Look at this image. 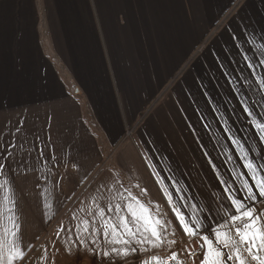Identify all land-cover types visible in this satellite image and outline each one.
Returning <instances> with one entry per match:
<instances>
[{
	"label": "crops",
	"instance_id": "obj_1",
	"mask_svg": "<svg viewBox=\"0 0 264 264\" xmlns=\"http://www.w3.org/2000/svg\"><path fill=\"white\" fill-rule=\"evenodd\" d=\"M249 47L257 56L264 52V0H0V129L24 119L42 138L48 133L62 161L37 164L36 171L14 179L24 244L34 246L67 215L60 227H74L98 185H111L113 176L151 202L153 212L158 205L175 228L168 237L175 244L145 257L169 262V254L189 242L163 194L167 185L164 190L179 201L167 177L174 175L177 187L185 189L186 216L193 204L201 217L209 215V207L223 215L219 182L203 153L211 154L224 179L235 170L228 155L239 161L205 92L214 104L231 98L226 107L235 106L236 113H227L228 123L244 129L241 137L251 135L229 91L231 76L222 74L227 70L240 78V86L257 88L264 67L255 77L243 68ZM252 99L260 100V94ZM257 140L246 147H258ZM153 173L164 178L162 184ZM85 184L88 192L74 199ZM56 234L53 262L96 264L86 250L66 252L71 233L61 232L59 239Z\"/></svg>",
	"mask_w": 264,
	"mask_h": 264
},
{
	"label": "snow or ice",
	"instance_id": "obj_2",
	"mask_svg": "<svg viewBox=\"0 0 264 264\" xmlns=\"http://www.w3.org/2000/svg\"><path fill=\"white\" fill-rule=\"evenodd\" d=\"M243 43H247V40ZM235 47L239 49L240 45ZM244 51L251 55L243 56V68L251 69L250 75L255 77L257 68L264 67V58H260L264 57V52L257 56L251 47ZM222 74L231 76L227 80L231 86L229 91L235 94L234 98L244 114L241 123L250 126L251 135L241 137L239 133L244 129L228 123L231 117L227 113H236L235 106L231 109L226 107L231 103V98L214 104L215 98L205 92L207 102L212 105L210 111L214 114L213 119L224 121L219 128L225 134V139L231 142L239 162L236 163L233 156L228 155V161L235 164V170L229 169L228 178L224 179L211 154L207 151L203 153L215 173L214 178L219 182L220 198L225 201L221 207L226 208L223 215L214 214L209 207V215L201 217L199 206L193 204L190 206L192 211L186 216L181 211V207H189L182 194L185 189L177 187L180 181L174 175L167 177L172 181L171 187L179 196V201L174 199L172 192L164 190L167 185L162 189L163 194L184 235L189 238L179 254L176 251L171 253L170 260L175 264H185L180 259L184 253L191 264H264V208L259 207L264 204V103H261L264 101V77L255 81L258 87L253 89L240 86V78L232 76L227 70ZM245 83L252 84V81L245 80ZM254 93L260 94V100L252 99ZM200 119H204V114ZM237 120H240L239 116ZM203 127L208 129L210 125L204 124ZM253 137H258V147H246ZM41 144L45 147L41 148ZM45 148L49 150L47 153ZM61 162L48 133L42 138L38 130L26 126L24 119L18 120L15 126L9 123L0 129V264H26L27 254L33 248L32 244H24L22 239L13 188L15 177L36 171L37 164L47 163L51 166L54 163L58 166ZM64 166L67 168V163ZM73 167L79 171V165L74 164ZM151 167L153 165H149ZM48 171L51 174L52 167ZM153 175L157 177V183H163V177L158 173ZM112 179L114 182L111 185L104 182L98 185V195L92 197L84 217L72 228L61 226L57 230V239L61 232L71 233L73 240L66 252L71 254L73 249L86 250L97 258L96 264H165L157 255L145 257L144 254L162 245L176 243L168 239L175 233L172 221L166 218V213L160 212L158 205L153 212L151 202L146 203L140 196L133 195L115 176ZM146 194L147 189H141V195ZM71 220H77L75 214Z\"/></svg>",
	"mask_w": 264,
	"mask_h": 264
},
{
	"label": "rangeland",
	"instance_id": "obj_3",
	"mask_svg": "<svg viewBox=\"0 0 264 264\" xmlns=\"http://www.w3.org/2000/svg\"><path fill=\"white\" fill-rule=\"evenodd\" d=\"M88 184L82 185L78 191L74 194V199L83 194L85 195L88 192ZM95 189V186H94ZM93 193V191H91ZM68 215L63 218V220H61L59 222V225L57 224V226L55 228H51L50 231H48V233L44 236L43 239H40L31 249V251L28 252L27 257H26V264H56L55 262H53L52 259V247H51V240L53 238V236L56 234L57 229L60 228V225L62 224L63 221H65L67 219ZM184 249V247H181L180 249L176 250V252H178V254L181 252V250ZM47 253L46 258L47 259H41L43 257H45L43 254ZM169 256H171V253L169 254ZM181 260L185 261V264H191L190 260H187V255L186 253H184L183 255L180 256ZM42 260V262H40ZM65 262L64 260L61 261V263ZM165 262V261H164ZM165 264H175L174 261L169 260V262H165Z\"/></svg>",
	"mask_w": 264,
	"mask_h": 264
},
{
	"label": "built area",
	"instance_id": "obj_4",
	"mask_svg": "<svg viewBox=\"0 0 264 264\" xmlns=\"http://www.w3.org/2000/svg\"><path fill=\"white\" fill-rule=\"evenodd\" d=\"M170 260V259H169Z\"/></svg>",
	"mask_w": 264,
	"mask_h": 264
}]
</instances>
